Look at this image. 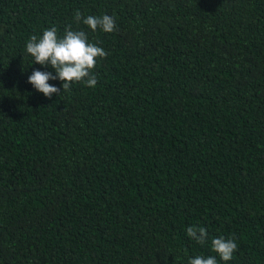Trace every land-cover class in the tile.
Wrapping results in <instances>:
<instances>
[{
	"label": "trees",
	"instance_id": "1",
	"mask_svg": "<svg viewBox=\"0 0 264 264\" xmlns=\"http://www.w3.org/2000/svg\"><path fill=\"white\" fill-rule=\"evenodd\" d=\"M69 25L107 57L47 98L26 42ZM221 236L218 264H264V0H0V264H188Z\"/></svg>",
	"mask_w": 264,
	"mask_h": 264
},
{
	"label": "clouds",
	"instance_id": "2",
	"mask_svg": "<svg viewBox=\"0 0 264 264\" xmlns=\"http://www.w3.org/2000/svg\"><path fill=\"white\" fill-rule=\"evenodd\" d=\"M74 19L77 24L82 21L93 32L99 29L105 33H112L116 30L115 19L107 14L83 17L77 9L74 12ZM26 53L30 54L34 63L45 67L50 66L55 70V75L50 71L35 70L28 77V83L47 98H51L53 94L61 95L60 88L49 84V80L58 79L62 83L63 92L70 91L73 83L94 88L97 78L93 70L97 59L107 57L102 47L89 42L85 31L73 30L71 25L65 28L63 36L58 35V29L54 26L45 29L42 36L32 35L26 42ZM186 234L201 246L209 240V233L203 226H189ZM237 249L238 244L234 237H213L211 252L216 255H197L189 258L188 264H218L217 256L219 260L228 262L233 259Z\"/></svg>",
	"mask_w": 264,
	"mask_h": 264
}]
</instances>
